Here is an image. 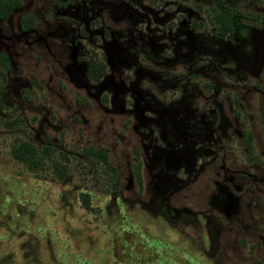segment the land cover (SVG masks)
Segmentation results:
<instances>
[{
    "label": "rangeland",
    "instance_id": "obj_1",
    "mask_svg": "<svg viewBox=\"0 0 264 264\" xmlns=\"http://www.w3.org/2000/svg\"><path fill=\"white\" fill-rule=\"evenodd\" d=\"M224 1V38L210 0H20L0 19V264H264V0ZM22 142L65 177L18 161Z\"/></svg>",
    "mask_w": 264,
    "mask_h": 264
},
{
    "label": "trees",
    "instance_id": "obj_2",
    "mask_svg": "<svg viewBox=\"0 0 264 264\" xmlns=\"http://www.w3.org/2000/svg\"><path fill=\"white\" fill-rule=\"evenodd\" d=\"M211 6L207 9V17L212 25V33L215 37L224 38L233 31V11L225 3L224 0H210ZM20 4V0H0V19H5ZM104 74V64L102 62L93 61L88 66L89 78L98 81ZM250 146V143H249ZM13 156L24 163L31 170H43L51 168L56 177L62 180L66 175V166L51 160L48 147H44L38 151L29 142H22L13 148ZM81 154L87 157L94 164H101L106 171L110 172L109 185L116 187L118 180L116 177V169L109 163L106 150L100 147L86 146L81 149ZM80 201L85 210L90 211L88 195L80 193Z\"/></svg>",
    "mask_w": 264,
    "mask_h": 264
}]
</instances>
